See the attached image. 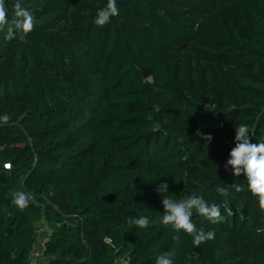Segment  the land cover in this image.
Returning <instances> with one entry per match:
<instances>
[{
    "label": "trees",
    "instance_id": "obj_1",
    "mask_svg": "<svg viewBox=\"0 0 264 264\" xmlns=\"http://www.w3.org/2000/svg\"><path fill=\"white\" fill-rule=\"evenodd\" d=\"M21 4L34 30L0 31V264H29L43 219V264H264V210L225 167L237 126L264 142V0H116L102 27L107 0ZM21 191L38 204L19 210ZM188 196L223 217L194 210L215 233L199 247L162 224V198ZM141 216L146 229L130 223Z\"/></svg>",
    "mask_w": 264,
    "mask_h": 264
},
{
    "label": "clouds",
    "instance_id": "obj_2",
    "mask_svg": "<svg viewBox=\"0 0 264 264\" xmlns=\"http://www.w3.org/2000/svg\"><path fill=\"white\" fill-rule=\"evenodd\" d=\"M118 9L116 0H107V6L98 10L94 23L98 26H104L110 22L112 17L117 16ZM35 22L32 13L22 6L21 0H16L13 6V13L9 18L8 10L5 7V0H0V31L5 32V40H14L17 35L23 39L27 34L34 30ZM10 117L6 114L0 120L7 124ZM157 129L159 125L155 126ZM252 134L249 132L247 124H241L235 129V147L230 151V158L226 162V170L231 168L232 174L239 177L244 174L247 178V187L252 195L259 198V206L264 210V142L252 143ZM206 141L211 140V136L205 137ZM237 192L241 191V185L232 184ZM168 191V184L161 183L157 192ZM216 191L221 194H227L228 189L217 187ZM12 203L19 209H26L29 204L37 205L36 198L26 192H17ZM163 204V225H171L177 232L183 231L192 237L193 244L199 247L202 243L215 239L213 231H205L203 228L197 229L192 221L195 213L215 224L223 219L221 210L216 204L209 205L200 196H188L182 200L176 201L170 197L162 198ZM138 228L146 229L149 227V219L145 216L138 217L130 221ZM179 239V236L174 237ZM172 253H165L156 258L155 264H173Z\"/></svg>",
    "mask_w": 264,
    "mask_h": 264
},
{
    "label": "built area",
    "instance_id": "obj_3",
    "mask_svg": "<svg viewBox=\"0 0 264 264\" xmlns=\"http://www.w3.org/2000/svg\"><path fill=\"white\" fill-rule=\"evenodd\" d=\"M9 167V165H6ZM54 227L46 220L43 219L37 227V236L35 244L29 255V264H43L44 250L46 248L47 241L52 234H54ZM118 264H128L127 260H120Z\"/></svg>",
    "mask_w": 264,
    "mask_h": 264
},
{
    "label": "rangeland",
    "instance_id": "obj_4",
    "mask_svg": "<svg viewBox=\"0 0 264 264\" xmlns=\"http://www.w3.org/2000/svg\"><path fill=\"white\" fill-rule=\"evenodd\" d=\"M51 198H58L62 203L66 202L67 198L64 193H62L58 188H51L50 190Z\"/></svg>",
    "mask_w": 264,
    "mask_h": 264
},
{
    "label": "water",
    "instance_id": "obj_5",
    "mask_svg": "<svg viewBox=\"0 0 264 264\" xmlns=\"http://www.w3.org/2000/svg\"><path fill=\"white\" fill-rule=\"evenodd\" d=\"M143 76H144L145 79H147V78H149L151 76V72L149 70H145L143 72Z\"/></svg>",
    "mask_w": 264,
    "mask_h": 264
},
{
    "label": "crops",
    "instance_id": "obj_6",
    "mask_svg": "<svg viewBox=\"0 0 264 264\" xmlns=\"http://www.w3.org/2000/svg\"><path fill=\"white\" fill-rule=\"evenodd\" d=\"M42 260H43V262H47L48 258H43Z\"/></svg>",
    "mask_w": 264,
    "mask_h": 264
}]
</instances>
